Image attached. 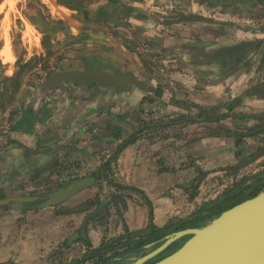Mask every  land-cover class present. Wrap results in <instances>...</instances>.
<instances>
[{"label":"crops","instance_id":"1","mask_svg":"<svg viewBox=\"0 0 264 264\" xmlns=\"http://www.w3.org/2000/svg\"><path fill=\"white\" fill-rule=\"evenodd\" d=\"M6 1L0 0L1 9L15 3ZM57 2L56 11L67 14L57 24L63 29L56 31L51 41L57 47L70 45L71 50L64 59L58 58L63 69L56 71L109 68L136 76L142 87L133 85L121 92L98 85L61 82L54 86L41 83L34 92L19 82L11 85L15 77L0 73V194H25L27 189L39 188L34 194L44 201L81 178L101 181L110 151L126 142L117 156L116 175L123 185L143 192L148 202L145 206L121 193L114 196L104 190L102 194L100 184L95 186L98 189L93 196L100 192L99 196H109L111 202L106 212L100 211L102 216L109 218L113 198L121 200L126 206L125 233L128 227L169 223L178 216L180 199L186 200L190 214L193 213L208 201L204 187L209 172L213 175L225 163H239L237 152L248 149L235 143L226 145L225 140L231 137L228 131L202 132L208 125L232 123L224 117L209 121L202 111L215 108L217 112L227 107L232 116L264 113V0ZM24 26L25 36L29 32L39 38L36 53L45 55L42 39L48 27L29 22ZM237 42L250 44L247 51L231 56L235 64L232 70L229 65L224 66L226 55L206 63V58ZM5 55L13 57L9 49ZM160 83L166 87L162 97L152 103L143 101L144 93L155 91ZM208 93L217 95L216 99L205 98ZM175 99L180 102L175 103ZM192 107L199 109L192 114ZM197 115L202 118L192 119ZM164 117L168 118V126L183 122L179 132L182 135L162 128L165 132L160 130L161 136L150 137L155 133L152 128L160 126ZM189 127L197 135L190 136ZM259 153L262 157L264 150ZM47 181L55 183L50 187L53 189L43 190ZM85 191L57 206L35 211L0 207V261L41 264L70 250L82 237L80 228L90 211L85 214L81 210L59 209L72 205ZM93 200L98 202L97 198ZM47 208L56 209L49 214L53 215L51 220L44 222L49 212L43 209ZM98 217L88 222L89 237L88 232L82 234L89 241L87 249L116 235L98 229L91 233ZM64 219L68 221L64 223ZM75 258H64L59 264Z\"/></svg>","mask_w":264,"mask_h":264},{"label":"rangeland","instance_id":"2","mask_svg":"<svg viewBox=\"0 0 264 264\" xmlns=\"http://www.w3.org/2000/svg\"><path fill=\"white\" fill-rule=\"evenodd\" d=\"M5 2L8 3V1L6 0ZM14 2L15 3H12L11 5L8 4L5 5L4 9H1L2 6L0 8V73L5 72V74L7 75L15 77V80L14 82H12L11 85L17 86V83L19 82L18 85L22 86L24 84V86L26 87L33 88L32 90L35 92L37 85H40L41 83L43 84L57 69H63L58 64V62L60 63V61H58V58L63 57L62 59H64L65 55L71 50L70 45L63 48V46H60L58 44L57 47V44L51 41L52 37L55 36L56 31L63 29L57 24L64 21L62 19L66 18L67 13L65 11H56L55 5L56 3H58L57 0H14ZM39 20H41V22H39ZM26 22L35 23V24L40 23L41 25L44 26L43 27L44 29L48 27L42 39V43L45 46V51H46L45 55H43V52L36 53L37 51L36 49L38 48V46L40 47V44L36 45L37 40H39V38L35 36L36 34L34 35L28 32L26 36L24 35V30H25L24 24ZM52 23L54 24V26L50 27L49 24ZM37 29H40V27H37ZM24 36L26 40L25 43L23 41ZM29 36H31L30 40L28 38ZM34 37L36 38V40L34 39ZM27 40L31 42L29 43ZM8 49L10 50V54H13L12 58H6L5 54H6V50ZM30 52L33 53L29 57ZM67 69H75V68H67ZM204 97L207 98L208 100H212V99L214 100L216 99L217 95H215L214 93H208ZM195 109L198 110L199 108H195ZM229 110L230 109L227 107H223L222 110L221 108H219L218 111L215 112L214 114L221 115L223 113H228ZM202 114L208 116V114L211 113L209 111H202ZM176 116H180V115H176ZM176 118H180V117H176ZM224 119L229 120L232 123H229V125L228 124L226 125L225 123L221 124V122L215 124L211 123L214 126L208 125L207 127H203L202 132H211L212 130L213 131L219 130L225 132L228 131L227 133H229L231 137L225 140V142H227L226 145L235 143V144H240L241 146L244 145L245 146L244 148H248V149H246L247 152L245 153H243L244 151L242 150L240 154L237 152L239 163L237 162L234 163L233 165L229 163H225L223 167L220 166L221 171H219V173H214L213 175H211L212 172H209V176L206 179L205 187H204L206 188L205 194H207L206 197L208 201L213 199L214 197L221 195L229 187H233V186L235 187L236 185L240 187L249 186L250 184H253L257 180V178L264 176V155L262 157L261 156L259 157L261 153H258L257 156H255L252 160H250L252 164H248L249 161L240 163L242 158H246V156L249 154L256 153L259 147L264 146V129H262L264 128V126H260L258 124L259 121L254 122L252 121L253 119L252 117L246 115L232 116V118L225 117ZM167 121L168 118L165 117L162 118L161 125L152 128V130L155 132L154 135H149V136L153 138L161 136L163 132H165V129L162 128H166V130L170 128V131L175 132V134L182 135V133L179 132L183 130V125L181 124L183 122H177L175 126H171V125L168 126V124L165 123ZM160 130H163V132ZM189 131L191 132L190 136L197 135V132H194L195 130L192 127H189ZM117 151L118 150L116 148L110 151L111 154L109 159L110 161L109 164L106 163V167H105V170L107 171L106 173L102 172L101 175L104 178L103 179L104 181L101 180L102 182L101 186H99L97 182L94 186H90L84 189L86 191L80 193V195H78V197L74 199L73 203H70L72 205H62L59 210H64V209L67 210L73 209L74 211L81 210L82 213L86 214L88 211H91L92 209L95 208L93 206L94 204L90 205L89 209L86 208L87 210L81 209L80 206L83 205V203L89 199L97 198L99 202L100 199L103 198V195L99 196L100 194L99 192V194L93 196L95 194V190H97L98 188L102 190V194L105 189L114 196L115 195L118 196V194L121 193L122 195L132 197L134 202L135 199L136 201L139 202L142 201L146 206V203L148 201L145 194L129 185L126 184L123 185L124 183H121L120 179L116 175L115 168H117V156L119 154V151L118 152ZM247 164L248 166H246ZM98 172L99 171H96L94 173H98ZM117 184H120L121 186H118ZM53 186H55V183L52 184V182L47 181L46 185L43 187V190H48L50 187ZM95 186H99V187L97 188ZM25 191H27L26 194L33 195L34 193H37L39 191V188L27 189ZM178 204L179 206L177 207V211L179 213H177L178 216L176 218H178L179 216L181 217L188 216L191 212V207H189V204H187L186 200L180 199ZM57 205L58 204L51 206H57ZM39 207L44 208L47 206H41L40 202H38L36 206L27 208V210L35 211V210H39L40 209ZM125 207L126 206L124 205L123 202H121V200L114 201L113 198V205L109 213L110 214L109 218L107 216L99 215V217L96 220H94V222L92 223L91 233L95 229H98V231L101 230V232H106V233H109L111 231L113 234L116 233V235L124 232L123 209ZM56 208L43 209L45 211L48 210L49 212L47 216L43 218L44 222H49L51 220V217H53V215H49V214H53L51 213V211L55 210ZM82 218L83 217H80L79 219L81 220ZM66 220L68 221V219ZM209 220L210 219H208L206 222H208ZM67 221H65L64 219V223ZM144 227L147 226H143L142 228ZM127 230H136V229H130L128 227L125 230V232ZM106 236L108 235L106 234ZM188 236L189 235H186L178 239L174 245H170L167 249H165L160 254L153 257L146 263L151 264L153 261L157 260L158 258L173 251L182 242H184L188 238ZM88 237H89V228H88ZM107 239L109 238L107 237ZM107 239L105 238V240ZM88 243L89 241L87 239L85 240L82 239L81 237L78 242L74 243L71 246L70 250H66L62 255L51 260H46L41 264H59L60 261L63 260L64 258L65 260H67L72 256H74V258L75 256L80 257L89 251L90 247H88L87 249ZM108 254H111V252H109ZM98 260H99L98 258L89 259L86 261V263L92 264L94 262H98Z\"/></svg>","mask_w":264,"mask_h":264},{"label":"water","instance_id":"3","mask_svg":"<svg viewBox=\"0 0 264 264\" xmlns=\"http://www.w3.org/2000/svg\"><path fill=\"white\" fill-rule=\"evenodd\" d=\"M249 44L250 42L231 44L215 52L211 58L215 59L222 55L233 56ZM61 82L98 85L121 92L130 90L133 85L142 87L141 82L133 75L98 67L58 70L43 85L54 86ZM98 181L93 177L81 178L61 188L40 205L59 204L81 190L95 185ZM38 198L39 196L36 195H17L0 198V204L10 203L11 207L17 208L24 201ZM102 207L103 205L86 215L82 223L84 233L87 231L89 220ZM186 235L190 236L176 249L151 264H264V188L255 195L227 207L203 225L188 226L174 231L163 243L139 255L130 264H145Z\"/></svg>","mask_w":264,"mask_h":264},{"label":"trees","instance_id":"4","mask_svg":"<svg viewBox=\"0 0 264 264\" xmlns=\"http://www.w3.org/2000/svg\"><path fill=\"white\" fill-rule=\"evenodd\" d=\"M248 49L249 48L246 47L244 50H242L241 54L244 51H247ZM193 59H196L195 61L201 60L200 58H193ZM206 59H207L205 60L206 63H213L215 61V59L210 58V56L209 58ZM224 59L226 60L224 66L229 65L230 66L229 69L232 70L235 67V64L232 63L233 62L232 57L226 55ZM165 91H166L165 85L163 83H160L159 88L156 89L155 91L149 90L144 93L143 101L149 100L152 103L154 102V100H156L155 99L156 97L159 98L162 97V93ZM150 95H152L151 98H149ZM179 102L180 101L178 99H175V103H179ZM194 110L196 109L192 107L190 108L189 112L194 114L196 113L194 112ZM208 111L212 114V116L211 114H208V116L206 117V119H208L209 121L216 120V118L218 119L219 117L225 118L233 115L231 114L230 110L228 111V113H223L222 115L214 114L215 108H212L211 110L209 109ZM241 115L253 117L254 119H256V121H259L258 124L260 126H264V113H258V114L242 113ZM201 118L202 116L200 115H197V117H192V119H201ZM177 120H180V118H177ZM125 143L119 144L117 146V150L120 151L121 148L125 145ZM261 150H264V146L259 147L256 153L249 154L246 156V158H242L240 163L252 160L255 156L258 155V153ZM117 185L121 186L120 184ZM263 188H264V176L257 178V180L253 184H250L249 186L240 187L236 185L235 187L234 186L229 187L221 195L200 205L199 208H197L193 213H191L188 216L172 219L169 223L165 224L164 226H158L154 223H151L149 226L144 228H139L136 230H127L124 234L110 237L109 239L103 241L102 244L97 247H91L86 254H83L82 256L71 260L70 262H65L62 264H88L86 263V261L94 258H98L99 260L98 262H94L92 264H130L139 255L163 243L169 237V235L174 231L188 226L203 225L208 219H211L219 215L227 207L249 196L255 195ZM42 194L43 192L41 193V195ZM38 202L39 201L36 200L27 201L24 204V208L27 209L34 207L38 204ZM93 202H94L93 199H89L85 201L83 205L80 206V208L81 209L89 208L90 205H93ZM175 243L176 241L173 242L171 245H174ZM109 252H111V254H108ZM0 264H21V263L12 260H6V261H0ZM145 264H150V263H145Z\"/></svg>","mask_w":264,"mask_h":264},{"label":"flooded vegetation","instance_id":"5","mask_svg":"<svg viewBox=\"0 0 264 264\" xmlns=\"http://www.w3.org/2000/svg\"><path fill=\"white\" fill-rule=\"evenodd\" d=\"M97 184L100 185V184H102V182L99 180ZM105 191H107V190L105 189ZM37 193H38V192H37ZM5 195H7V194H5ZM5 195H4V194H0V198H6V197H11V196H17V195H30V194H26V193H25V194L8 195V196H5ZM33 195H35V194H33ZM36 196H38V195H36ZM35 200H36V201H39L40 203L42 202L41 199H39V198H38V199H35ZM28 201H30V200H28ZM32 201H33V200H32ZM10 202H11V203H14V202H16V201H10ZM25 202H27V201H24L21 205H19V207L15 208V209H25V208H24V204H25ZM93 203H94V202H93ZM110 203H111V202H110V197H109V196H108L107 198H106V197H105V198H102V199H100V201H99L98 203H95L96 206H95L94 209H96L97 207L103 205V207L101 208V210H103V212H104V210H105V212H106V211H107V206H108ZM10 205H11L10 203H7V204H0V207H3V206H4V207L13 208V207H11ZM103 208H104V209H103ZM94 209H93V210H94ZM101 210H100V211H101ZM91 211H92V210H91ZM91 211H90V212H91ZM100 211H99L96 215H94L92 218H94L95 216H99V215L101 214V212H102V211H101V212H100ZM88 213H89V212H88ZM88 213H87V214H88ZM101 215H102V214H101ZM92 218H91V219H92ZM80 230H81V231H80L79 234L82 236V239H85V238H84V235H82V234H85V235L87 234V232H88V226H87V231H86V233L83 232V230H82V226H81ZM189 236H190V235H189ZM189 236H188V237H189ZM153 262H154V261H153Z\"/></svg>","mask_w":264,"mask_h":264}]
</instances>
